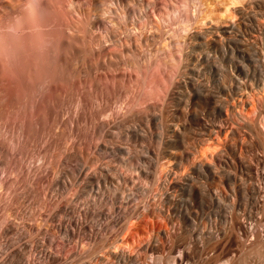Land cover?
<instances>
[{"label":"bare ground","instance_id":"obj_1","mask_svg":"<svg viewBox=\"0 0 264 264\" xmlns=\"http://www.w3.org/2000/svg\"><path fill=\"white\" fill-rule=\"evenodd\" d=\"M118 135L144 150L83 156ZM0 139L47 144L6 170L70 195L0 223L11 264H264V0H0Z\"/></svg>","mask_w":264,"mask_h":264},{"label":"rangeland","instance_id":"obj_2","mask_svg":"<svg viewBox=\"0 0 264 264\" xmlns=\"http://www.w3.org/2000/svg\"><path fill=\"white\" fill-rule=\"evenodd\" d=\"M162 1V0H161ZM165 1V0H163ZM170 1V0H169ZM194 4L191 5L192 8H188L189 9V14H188V9L184 10L187 12L188 15H193V12L195 10V5L193 6ZM194 8V9H193ZM191 9V10H190ZM184 14V13H182ZM181 14V15H182ZM195 14V12H194ZM132 22V20H130V23ZM177 22V23H176ZM175 24L174 27L177 26V28H175L176 30L178 29V21H175L173 22ZM182 24V23H180ZM173 25L171 24V28L173 27ZM183 25V24H182ZM129 29L133 26L130 24L129 25ZM174 29V28H173ZM131 30V29H130ZM173 32V31H172ZM171 32V33H172ZM97 33V32H95ZM121 35V36H120ZM120 37H123V34H119ZM109 46L108 48L109 49H113L114 46L112 44H108L106 43V47ZM120 46V45H119ZM116 46L117 47V50L119 48H123L124 46ZM113 47V48H112ZM119 47V48H118ZM125 48V47H124ZM123 48V49H124ZM116 49V48H115ZM121 50V49H119ZM174 67V66H173ZM120 73H127L128 70H124L123 68H121L120 70ZM127 71V72H126ZM172 74V73H171ZM173 75V74H172ZM70 101L66 103V105L63 107V116H65L66 118H71L74 114V109H72V105L70 106ZM70 106V107H69ZM69 109V111H68ZM66 110V111H65ZM70 114V115H69ZM102 117L99 119V121H102L101 120ZM63 130V132H62ZM65 129L64 128H61L60 132H58V136L56 138V144L53 143L52 146H51V149H55L54 153L55 154H59V156H57V160L60 159V157L62 158L63 156V153H66L65 150H67V152L71 151V145L68 141V143H66V131H64ZM6 132H8L6 130ZM90 132V130H89ZM63 133V134H62ZM62 134V135H61ZM65 134V135H64ZM90 138L89 140L90 141V144L93 146L94 144H100L101 142V139L100 138H97L96 136L93 138L92 136V133L90 132ZM94 140V141H93ZM109 141H107L109 146H107V148L105 149L104 147H100V150H94L93 147L91 146L90 148H85V149H82V154L84 157H96L97 155H100L102 157H105L109 160V158H111L112 154H115V153H118L119 151H125V150H129V151H125L126 153H129V154H124V158L125 159H128L129 157L128 156H132L136 153V151L138 152H141V150L143 151V147L141 146V143L140 142H132V141H127L125 137H121V136H115V138L113 139H108ZM93 141V143H92ZM3 142V143H2ZM0 139V146L4 149V151H6V155H2L0 156V180L1 179H5L6 181L9 180L8 182H15L14 184V187L12 189V191L10 189H7V188H4V189H0V223L1 224H5V221H7L8 223L12 222V223H15L19 228H25L28 230L29 227H32V230H33V234L32 236H35L34 233H36L35 230H37V224H39V218L41 216H44L47 212V209L45 208V204L48 203L50 200L51 201H56L58 200V203L61 204L60 205H63L67 202L68 200V196L69 195V187H66V189H62V188H59L55 191H53L52 189H50L46 184H36L33 182V176H34V173H32L30 175V178L27 179L26 177V174L24 173H21V174H17V173H11L9 170H6L8 164L10 163V161L13 159H15V161H18L20 159V157L22 158L23 162L25 165H28V163H32V161H34L33 163L35 164H38V159L44 155V150L46 149L47 147V144H45L43 141H40L38 143H36L35 145L33 146H30V147H27L26 150L24 151L23 154L21 155H18V154H15L13 156L12 154V147L11 145ZM102 143V142H101ZM6 144V146H5ZM67 144V146H66ZM37 145V147H36ZM44 145V146H43ZM70 145V146H69ZM118 145V146H117ZM122 145V147H121ZM8 146H10L8 148ZM112 148H111V147ZM155 146V150L158 151L159 153H164L166 152V148L162 145H154ZM158 146V147H157ZM58 147V148H57ZM68 147V149H67ZM124 147V148H123ZM43 148V149H42ZM126 148V149H125ZM162 148V149H161ZM28 149V150H27ZM37 149V150H36ZM40 149V150H39ZM91 149V150H90ZM102 149V151H101ZM125 149V150H124ZM160 149V150H158ZM42 150V151H41ZM89 150V151H88ZM133 150V151H132ZM8 151V152H7ZM35 151V153H34ZM58 151V152H57ZM62 151V152H61ZM65 151V152H64ZM91 151V152H90ZM94 151H95V154H94ZM97 151V152H96ZM131 151V152H130ZM32 152V154H31ZM89 152H90V155H89ZM9 153V154H8ZM61 153V155H60ZM12 155V156H11ZM32 155V156H31ZM38 156V158H36V156ZM92 155V156H91ZM95 155V156H94ZM9 156H10V160H9ZM29 156V157H28ZM34 156V157H33ZM128 158H127V157ZM27 157V159H26ZM32 157V158H30ZM29 158V159H28ZM26 159V160H25ZM107 159H105L104 161H107ZM7 160V161H6ZM54 161V160H53ZM50 164H45V166H43L42 170H48L49 171V174H50V177L52 176V173L54 172V170L56 171V166L54 165V162L51 164L52 166H49ZM64 166L60 165V170L63 168ZM4 168V169H3ZM5 170V171H4ZM5 172V173H4ZM7 172V173H6ZM4 173V174H3ZM58 178L64 180L67 182L68 184V179L63 176L62 173H60V171L58 170L56 172ZM59 174V175H58ZM15 175V177L13 176ZM33 175V176H32ZM5 176V177H4ZM3 177V178H2ZM16 177H18V180ZM21 177V178H20ZM25 177V178H24ZM17 179V180H16ZM12 180V181H11ZM24 181V183H22ZM26 181V183H25ZM19 182V183H17ZM28 182V183H27ZM29 182H30V185H29ZM33 182V183H32ZM17 183V184H16ZM31 183H32V186H31ZM34 184V185H33ZM19 185V186H17ZM43 185V186H41ZM34 186V187H33ZM26 187V188H25ZM30 187V188H29ZM32 187V188H31ZM16 188L18 190H16ZM34 188V189H33ZM7 189V190H6ZM15 189V190H14ZM35 190V191H33ZM45 190V191H44ZM10 191V192H8ZM16 192V193H15ZM24 192V193H23ZM31 192V193H30ZM58 192V193H57ZM66 192V193H64ZM30 193V194H29ZM39 193V194H38ZM46 193V194H45ZM8 194V195H7ZM37 194V197L35 196ZM48 194V195H47ZM55 194V195H54ZM62 194V195H61ZM68 194V195H67ZM57 195V196H56ZM67 195V196H66ZM151 196L150 197H153L155 195V191H153V194H150ZM13 196V197H12ZM25 196V197H24ZM45 197V199H44ZM7 198V199H6ZM12 198V199H11ZM37 198V199H36ZM57 199V200H56ZM64 199H67L64 201ZM14 200V201H13ZM36 200V202H35ZM39 200V201H38ZM40 200H41V203H40ZM46 201V202H45ZM138 201V200H137ZM45 202V203H43ZM34 203V204H33ZM10 204V205H9ZM41 204V205H40ZM44 204V205H43ZM41 206V207H40ZM10 207V208H9ZM30 207V208H29ZM26 208V209H25ZM37 209V210H36ZM9 210V211H8ZM43 212V213H42ZM2 213V214H1ZM4 213V214H3ZM11 213V214H10ZM33 213V214H32ZM6 214V215H5ZM40 214V215H39ZM42 214V215H41ZM17 215V217H16ZM22 215V216H21ZM10 216V217H9ZM6 218V220L4 221V219ZM9 218V219H7ZM23 218V219H22ZM58 216H55L54 217V220H58ZM14 221H13V220ZM36 219V220H35ZM28 220V221H27ZM4 221V222H3ZM36 221V222H35ZM6 222V224H7ZM25 225H24V224ZM32 223V224H31ZM36 223V224H35ZM24 225V226H23ZM31 225V226H30ZM3 236V238H2ZM14 238V239H13ZM37 240L41 239V236H38L36 237ZM16 241V242H15ZM6 244V245H5ZM19 244L17 242V240L15 239L14 236L12 235H7V236H4V235H0V259H4V260H0V264H11V261H10V253L12 251L13 248L17 249L19 247ZM3 246V247H2ZM10 246V248H9ZM3 250V251H2ZM14 250V249H13ZM7 251V252H6ZM6 256V257H5ZM7 259V261H6ZM14 264H20L18 263V261L15 260V263Z\"/></svg>","mask_w":264,"mask_h":264}]
</instances>
